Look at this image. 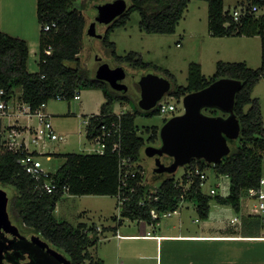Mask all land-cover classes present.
Masks as SVG:
<instances>
[{
	"label": "trees",
	"instance_id": "trees-1",
	"mask_svg": "<svg viewBox=\"0 0 264 264\" xmlns=\"http://www.w3.org/2000/svg\"><path fill=\"white\" fill-rule=\"evenodd\" d=\"M79 0H36V17L40 26L38 37V70L29 72L27 62L29 47L25 40L11 37L0 32V100L9 101L15 96V89H20L18 100L28 104L31 110H36L42 104L56 100L71 101L77 92L84 90H100L104 102L100 113L91 116L86 125V138L91 140L98 134L100 125L110 126L119 121L120 137L110 136L106 139L105 150L99 154H65L64 162L53 175L57 189L52 194L41 192L38 183L27 175L18 165L17 160L28 152L0 151V185L10 186L16 195L10 199L9 211L21 222L28 231L39 236L53 249L62 251L69 264H102L94 260L88 250L94 247L99 238L97 229L86 228L83 224L72 226L66 222H58L54 217L57 202L65 194L72 196H109L114 197L119 188V163L129 159L137 170L143 171L139 165V157L146 142L137 135L134 120L140 113H124L118 119L113 112L116 103L127 102L125 94L112 90L103 81L90 77L80 66L79 53L83 46V34L86 20L75 8ZM191 0H129L127 10L114 20L105 30L102 45L111 50V56L118 63H126L133 69L145 70L153 68L161 70L152 63L143 62L141 55L129 52L125 56L115 54V45L109 37L115 28L124 27L130 15L137 12L140 15L139 28L147 34L171 35L181 20ZM207 3L208 31L211 37H259L261 63L258 69H250L245 63L218 62L214 74L206 79L198 64H191L188 70L187 83L170 93L177 101L185 95L202 90L219 79H229L240 86L235 96L234 114L240 124V134L232 146L230 154L218 164H206L203 160H192L185 166L181 180L173 175L160 174L154 178L161 179L155 193L150 194L148 183L144 176L137 175L136 191L120 208L119 216L131 221L158 223L161 215L178 210L183 202L195 206L200 219H207L210 211L211 197L201 193L200 180L187 188L186 172L192 167L205 172L211 168L217 175L229 179L228 194L224 197H214L219 205L231 208L235 213L241 211V199L251 188L259 185L262 175V156L264 153V126L258 99L251 94L255 85L264 78V15L247 13L235 23L229 10H224V0H204ZM250 3L241 6H256L264 8V0H248ZM48 26L49 30L44 31ZM50 48V53L45 51ZM72 63L74 66H68ZM164 73L174 77L167 71ZM248 107L247 109H245ZM212 115L218 116L216 110ZM147 117L158 115L157 108L145 113ZM224 116V115H223ZM165 122V121H164ZM159 139L158 130H150L147 143ZM117 149L113 150V145ZM258 150V152H257ZM36 156L35 153H30ZM162 163L168 165L171 159L162 158ZM66 188V192L64 189ZM154 210L158 218L153 219L150 211ZM254 221V226L261 229L260 221L250 215L242 217L245 225ZM259 236V235H258ZM253 236V237H258Z\"/></svg>",
	"mask_w": 264,
	"mask_h": 264
},
{
	"label": "rangeland",
	"instance_id": "rangeland-1",
	"mask_svg": "<svg viewBox=\"0 0 264 264\" xmlns=\"http://www.w3.org/2000/svg\"><path fill=\"white\" fill-rule=\"evenodd\" d=\"M25 1L26 10L22 12V21L24 22V28L30 32L28 36L29 43L27 42L29 47L27 70L29 72H36L38 70L36 0ZM113 1L114 0H79L75 4L74 7L83 14L86 20L83 34V46L79 53L80 66L87 71L90 77L95 76L100 63H107L111 68L122 67L124 69L126 77L122 83L127 87L125 95L128 97V101L116 103L113 107V112H125L130 114L137 110L140 113L134 120V126L136 127L137 135L146 142V146H160L159 139H157L154 144L147 143L150 130L155 127L159 134V130L164 124V121L171 118L172 113L164 117L159 115L147 117L145 115L146 112L140 110L138 106L140 93L137 82L142 75L153 74L170 81V90L164 95L161 102L174 104L176 107L174 115H179L183 112L182 98L177 101L170 96V93L179 86L186 85L188 70L191 64L200 65L201 73L206 79L212 77L218 62L245 63L248 68L253 70L260 67L261 50L259 37L217 38L209 35L207 3L204 0H191L189 2L176 27L175 33L171 35L147 34L141 31L139 28L140 15L137 12H133L124 27L115 28L110 34L109 40L115 45V54L117 56H125L129 52L139 53L143 62L152 63L161 68V70L156 71L153 68L145 70L133 69L126 63L120 64L111 56V50L105 48L101 43L104 32L109 25H99L94 21L97 16L96 6ZM125 1L127 2V6H130L129 0ZM248 3H250L248 0H224V10H229L231 13L234 9H239L241 4ZM0 9L3 10V14L8 11L4 7H0ZM3 14L0 15V32L6 33L9 27L17 26L18 23L13 18L12 14ZM260 14L264 15V8L259 9L257 15ZM1 21L5 23V26H3ZM97 59H100V61L98 62ZM66 64L68 66H74L72 63ZM164 70H167L174 79L167 76ZM19 95L20 89H15L14 97L17 98ZM79 95L80 100H52L46 105V112L51 116V124L54 131L57 134L64 135L65 140H45L44 142H39L38 146H33V144L30 146L31 150H37L39 152L40 155L38 158L42 164V169L50 174H55L63 164V156L65 154H94L95 150L98 149L96 144L85 138V122L82 115H88L89 117L92 113L96 112L100 101L103 99L102 92L100 90H86L80 91ZM251 97L258 99L260 103L264 126V78L255 85ZM247 108L248 107L245 109ZM203 113L212 115L209 109H204ZM217 114L218 116H223L218 111ZM234 147L236 146H231V149ZM144 148L138 163L143 169L144 179L148 183V191L152 194L159 187L161 179L154 178V161L145 156ZM261 156L262 175L264 177V153H262ZM185 169V166L177 168L174 173L176 180H181L180 178ZM205 175L206 180L201 186V193L211 197L209 201L210 213L208 218L200 219L196 210L188 202H183L177 210V212H182L185 222L184 228L188 231H196L204 222L212 223L213 215L220 209L215 202V196L209 195L210 189L216 191V196L224 197L228 193L229 179L227 177L217 175L211 168L205 170ZM222 185L226 186L225 190L221 187ZM187 187L188 184L185 188ZM0 192L6 199L5 206L7 208V214L11 221L15 222L16 219L9 211V202L10 199L16 195V191L10 186L0 185ZM241 203H246V209L247 205L250 204L246 197L241 199ZM118 214L119 211L116 208V199L113 196L93 198L69 196L65 194L56 204L54 217L58 222H66L74 227L77 226L78 223H85L88 226H92L93 224L105 226L111 223V216H118ZM230 218L240 219L239 214L234 211H231ZM162 219L164 222L170 220L168 217ZM19 223L22 226L21 222ZM254 224V221L247 223L251 230L256 228ZM259 232H261V230H259ZM199 246L205 258L203 259L204 264H226L222 262L224 261L223 258H226L227 262L230 264H264V241L221 244L204 243ZM50 248L69 262L67 256L62 251L55 250L51 246ZM219 248H224L225 252L231 253L233 258L224 252L223 254L220 253L222 251H220ZM98 249H100V244ZM96 251L95 248L90 251L93 257L97 254ZM84 264L88 263L85 262Z\"/></svg>",
	"mask_w": 264,
	"mask_h": 264
},
{
	"label": "water",
	"instance_id": "water-1",
	"mask_svg": "<svg viewBox=\"0 0 264 264\" xmlns=\"http://www.w3.org/2000/svg\"><path fill=\"white\" fill-rule=\"evenodd\" d=\"M96 10L94 21L99 25H110L127 10V2L114 0L96 6ZM125 76L122 67L111 68L107 63H101L95 73L97 80L121 94L127 92L126 85L121 82ZM137 85L140 93L138 106L145 112L154 109L170 90L168 79L153 74L142 75ZM239 90L236 82L219 79L182 97V114L166 120L159 130L160 146L147 145L144 148L145 156L154 161L153 174L173 175L178 167L186 166L192 160H203L211 165L228 156L240 134V124L234 114L235 96ZM204 109L216 110L224 116L206 115ZM164 156L171 159L170 164L162 163ZM5 204V196L0 192V229L9 226ZM38 245L37 251H32L33 262L30 264H69L57 252L50 250L46 242ZM1 260L0 264H3Z\"/></svg>",
	"mask_w": 264,
	"mask_h": 264
},
{
	"label": "crops",
	"instance_id": "crops-1",
	"mask_svg": "<svg viewBox=\"0 0 264 264\" xmlns=\"http://www.w3.org/2000/svg\"><path fill=\"white\" fill-rule=\"evenodd\" d=\"M0 7H4L8 10L5 14H3V10L0 9V15L12 14L13 18L18 23L17 26L9 27L6 34L11 37L24 39L29 43L28 36L30 32L24 28V22L22 21V12L26 10V1H0ZM1 23L5 26L3 21H1ZM37 28L39 37L40 26L38 23ZM242 37L250 38L245 36ZM11 100L18 101V97H13ZM103 102L104 98L100 101L96 112L92 113L89 117L96 116L100 113V107ZM82 117H84L85 122L86 138V125L89 117L88 115H82ZM2 123L6 124L5 120H3ZM18 124L23 127H29L31 134L33 133L35 126H37L35 120L20 119ZM30 146L31 144L28 146L27 152L35 153L37 154L36 156H39V152L37 150H31ZM33 146L36 145L33 144ZM79 197L103 198L108 196L84 195ZM245 204L241 203V211L240 213H237L240 218L239 224L230 223V213L233 211L231 208L218 204L220 209L213 215L212 223L204 222V224L196 231H188L184 228L185 222L182 212L170 215L168 217L170 219L168 222H164L161 218L156 224L145 221H131L123 219L119 216V214L118 216H111V223H108L105 226L96 224L88 226L85 223L78 224H83L86 228L92 227L95 230L99 229L96 230L99 241L94 247L90 248L88 252L90 253V251L95 248V251L97 250V254L95 252L96 255L94 257L91 253L90 255L94 260L101 261L102 264H201L205 258L204 255H202V251L199 246L200 244H221L249 241L263 242L262 240L255 239L256 237H253L258 236L260 234L259 230L261 229L255 228L254 230H251L247 224L244 225L242 223V217L247 215ZM191 205L195 209V206L193 204ZM99 244L100 249H98ZM219 250L222 251L220 253L223 254L224 252L232 257L231 253L225 252L224 248H219ZM223 259L224 261L222 262L230 264L227 262L226 258Z\"/></svg>",
	"mask_w": 264,
	"mask_h": 264
},
{
	"label": "built area",
	"instance_id": "built-area-1",
	"mask_svg": "<svg viewBox=\"0 0 264 264\" xmlns=\"http://www.w3.org/2000/svg\"><path fill=\"white\" fill-rule=\"evenodd\" d=\"M259 9L256 6H240L239 9H234L231 13L229 12L232 20L237 23L242 19L247 13L257 14ZM49 27H44V31H48ZM46 54L50 53V48L45 51ZM80 92H77L74 96L75 100H79ZM3 92L0 91V95ZM56 100H60V97H57ZM155 108L158 110L159 116H166L172 113L173 116L176 107L172 103L161 102L159 101ZM123 112L115 114L119 119ZM182 114V113H180ZM179 114V115H180ZM35 120L37 126H35L33 133L31 134L29 127H23L18 124L19 120ZM5 120L6 124H3L2 121ZM88 122V120H87ZM118 135L120 137V124L119 121L116 123H111L110 126L100 125L98 134H96L90 141L98 146V149L95 150L94 154L102 155L105 150L106 139L110 136ZM64 141L65 136L62 134H57L51 124V117L45 111V104H42L36 110H31L28 104H25L21 101H5L0 100V151H9V152H19L26 151L30 144L37 145L42 141ZM117 144L113 145V150L117 149ZM18 165L24 170V172L33 178L37 183V188L41 192L46 194H52L57 189V185L54 182L53 175L42 169V164L39 161L38 156H33L29 152L19 160H17ZM144 176V172L137 170L133 164H130L129 159H122L119 163V188L116 195L114 196L117 202V209L120 212L121 206L126 203L132 194L136 191V186L141 184L137 182V175ZM198 178L200 180V186L203 185L206 180L205 172L200 171L198 168H190L186 172V181L188 186L192 184ZM218 186V185H217ZM224 190L226 189L225 185L221 186ZM66 192V188L64 189ZM155 193V192H154ZM151 194V193H150ZM153 194V193H152ZM210 196H215L216 191L210 189ZM246 199L250 202L247 205V214L258 218L260 221L261 232L258 237L255 239L264 241V177L259 181V185L256 188H251L246 193ZM181 206V205H180ZM177 210L166 212L160 217L165 218L169 217L172 214H175ZM150 215L153 219L158 218L157 213L152 210ZM230 223H240L239 219L232 218ZM99 230V229H97ZM263 232V233H262Z\"/></svg>",
	"mask_w": 264,
	"mask_h": 264
},
{
	"label": "flooded vegetation",
	"instance_id": "flooded-vegetation-1",
	"mask_svg": "<svg viewBox=\"0 0 264 264\" xmlns=\"http://www.w3.org/2000/svg\"><path fill=\"white\" fill-rule=\"evenodd\" d=\"M101 64V63H100ZM99 64V65H100ZM126 77V76H125ZM125 78L121 81L123 82ZM7 210V208H6ZM9 219V226L0 229V258L3 264H30L33 255L44 241L23 228L20 223ZM49 246V245H48ZM50 250V246L48 247ZM33 251V252H32Z\"/></svg>",
	"mask_w": 264,
	"mask_h": 264
}]
</instances>
